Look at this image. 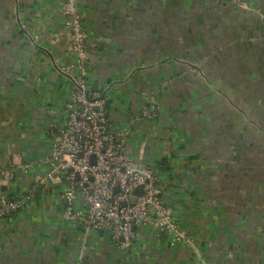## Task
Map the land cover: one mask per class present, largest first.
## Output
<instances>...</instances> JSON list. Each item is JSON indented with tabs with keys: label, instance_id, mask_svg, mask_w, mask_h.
Returning a JSON list of instances; mask_svg holds the SVG:
<instances>
[{
	"label": "crops",
	"instance_id": "crops-1",
	"mask_svg": "<svg viewBox=\"0 0 264 264\" xmlns=\"http://www.w3.org/2000/svg\"><path fill=\"white\" fill-rule=\"evenodd\" d=\"M79 2L86 78L130 129V155L159 167L194 246L144 226L120 248L67 221L51 184L0 220V264H264V0L260 16L250 0ZM62 4L0 2V198L30 192L43 170L2 171L47 156L49 123L74 90Z\"/></svg>",
	"mask_w": 264,
	"mask_h": 264
},
{
	"label": "built area",
	"instance_id": "built-area-1",
	"mask_svg": "<svg viewBox=\"0 0 264 264\" xmlns=\"http://www.w3.org/2000/svg\"><path fill=\"white\" fill-rule=\"evenodd\" d=\"M80 0H63L64 23L70 31V51L76 59L62 71L71 77L74 90L63 114L50 121V151L43 160L2 171L13 180L19 171L36 174L30 192L0 198V220L26 207L32 197L51 184L61 188L65 219L86 233H107L120 248L133 247L137 229L147 226L163 231L173 245L193 244L174 209L167 202L165 183L158 166H141L129 153L130 129L115 124L104 88L86 78L90 57L89 34L84 26ZM79 69L80 76L75 73ZM143 192L132 204L139 186Z\"/></svg>",
	"mask_w": 264,
	"mask_h": 264
},
{
	"label": "rangeland",
	"instance_id": "rangeland-1",
	"mask_svg": "<svg viewBox=\"0 0 264 264\" xmlns=\"http://www.w3.org/2000/svg\"><path fill=\"white\" fill-rule=\"evenodd\" d=\"M250 1H252V3L254 4V8L253 9H256V12L259 14V16H260V13H262L261 12V10H260V2H261V0H250ZM0 2H3V0H0ZM236 3L239 5H242L243 3H244V0H236ZM1 14V13H0ZM14 20V19H13ZM75 73L77 74V75H79L80 76V73H79V69H77V68H75ZM190 245H193L194 246V243L193 244H190ZM131 252V251H130ZM131 254V253H130ZM127 262L129 263V264H134V259H133V257L132 258H130V259H127Z\"/></svg>",
	"mask_w": 264,
	"mask_h": 264
},
{
	"label": "water",
	"instance_id": "water-1",
	"mask_svg": "<svg viewBox=\"0 0 264 264\" xmlns=\"http://www.w3.org/2000/svg\"><path fill=\"white\" fill-rule=\"evenodd\" d=\"M142 192H143L142 185L135 189L134 195L131 197L132 204L136 201L137 197L142 194Z\"/></svg>",
	"mask_w": 264,
	"mask_h": 264
}]
</instances>
